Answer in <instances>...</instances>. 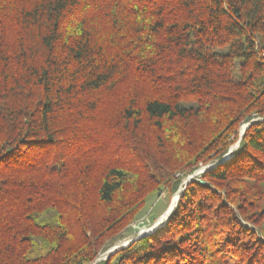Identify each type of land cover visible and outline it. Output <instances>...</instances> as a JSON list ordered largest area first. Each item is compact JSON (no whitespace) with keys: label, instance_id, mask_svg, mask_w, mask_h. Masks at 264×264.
<instances>
[{"label":"trees","instance_id":"16d2710c","mask_svg":"<svg viewBox=\"0 0 264 264\" xmlns=\"http://www.w3.org/2000/svg\"><path fill=\"white\" fill-rule=\"evenodd\" d=\"M259 191L264 0H0V264H264Z\"/></svg>","mask_w":264,"mask_h":264},{"label":"rangeland","instance_id":"374dc122","mask_svg":"<svg viewBox=\"0 0 264 264\" xmlns=\"http://www.w3.org/2000/svg\"><path fill=\"white\" fill-rule=\"evenodd\" d=\"M245 125L246 124H243L239 128L240 132ZM239 135L241 134L239 133ZM238 141L239 140H235L229 146L228 152L224 155V157H222V159L219 162L223 163L224 161L229 160L233 156V151L237 148ZM209 166H215V163L213 164L210 162L209 163L199 162L198 166L194 168L192 172L188 173L182 178V180L180 181L178 185L177 190L172 192L169 189H164L160 192L158 196L152 197L142 209V212L140 213L138 219L132 222L130 226L124 232L122 231L121 237L114 240L111 245H109L106 249L101 251L98 257H96L95 261L100 260V259H106L110 253H113L117 249H120L119 247L124 246V245L127 246L132 240L137 239V237L139 238L138 236L139 234H141V236L150 234L153 231H155L158 227L162 226L165 223L168 216H166V218H161V217L165 215L166 212H168L169 208H171V211L173 210L180 196L179 193H181L184 190L185 185L188 182H190L192 179H198L199 182H205L206 179L201 177V175L205 172L206 168H208ZM250 184L256 185L254 183H250ZM256 188H261V187L258 186ZM262 191H259V193ZM173 197H175L174 202L172 201ZM260 197H262V200L261 201L259 200L260 206L258 205L257 208L263 207L264 192L260 193L259 198ZM257 208L253 207L250 210L254 211L255 213V210ZM171 211L169 212V214L171 213ZM259 216L260 214L258 213V217ZM260 224L264 225V220H262ZM95 261L89 264H93Z\"/></svg>","mask_w":264,"mask_h":264},{"label":"water","instance_id":"95a60500","mask_svg":"<svg viewBox=\"0 0 264 264\" xmlns=\"http://www.w3.org/2000/svg\"><path fill=\"white\" fill-rule=\"evenodd\" d=\"M246 125H247V124H246ZM246 125H245V126H246ZM245 126L242 128L240 134H242V133L244 132ZM170 211H171V208H169L168 212L165 213V215L163 216V218H166V216H168V214H169ZM138 236L140 237L141 234H139ZM137 238H138V237H137ZM125 246H126V245L121 246V247H125ZM121 247H119V248H121ZM117 248H118V247H117Z\"/></svg>","mask_w":264,"mask_h":264},{"label":"bare ground","instance_id":"6f19581e","mask_svg":"<svg viewBox=\"0 0 264 264\" xmlns=\"http://www.w3.org/2000/svg\"><path fill=\"white\" fill-rule=\"evenodd\" d=\"M174 200H175V197H173L172 201L174 202ZM163 216H164V215H163ZM163 216H162L161 218H163ZM161 218H160V219H161ZM158 223H159V222H158ZM155 224H156V223H155ZM149 229H150V228H149ZM149 229H148V230H149Z\"/></svg>","mask_w":264,"mask_h":264}]
</instances>
